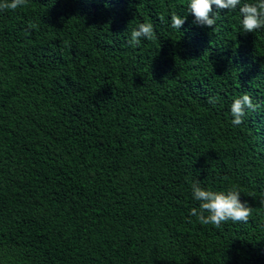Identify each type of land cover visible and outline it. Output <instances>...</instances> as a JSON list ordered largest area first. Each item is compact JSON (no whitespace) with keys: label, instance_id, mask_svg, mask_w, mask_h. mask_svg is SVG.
Returning a JSON list of instances; mask_svg holds the SVG:
<instances>
[{"label":"trees","instance_id":"1","mask_svg":"<svg viewBox=\"0 0 264 264\" xmlns=\"http://www.w3.org/2000/svg\"><path fill=\"white\" fill-rule=\"evenodd\" d=\"M188 2L0 10V264H264V105L230 116L264 99V28L240 27L255 0L214 29ZM145 22L155 38L129 45ZM194 181L236 188L247 223L191 217Z\"/></svg>","mask_w":264,"mask_h":264},{"label":"clouds","instance_id":"2","mask_svg":"<svg viewBox=\"0 0 264 264\" xmlns=\"http://www.w3.org/2000/svg\"><path fill=\"white\" fill-rule=\"evenodd\" d=\"M27 0H3L0 2V10H16L26 4ZM241 5V0H189L187 6L188 14L194 18L193 23L198 26L214 29L218 12L221 10H234ZM215 6L216 12H213ZM240 27L244 33H252L257 29L264 28V0H255L254 3H244L239 6ZM170 26L179 30L185 23V17L171 13ZM163 19V18H161ZM155 32L151 23H140L130 33L127 43L139 46L141 40H152ZM217 97L210 96L207 103L215 104ZM262 105L264 99L257 102L248 93H243L230 104V116L233 126L244 123L247 112H256ZM192 198L199 202L198 208H192L189 215L196 217L202 225H213L217 228L223 223H247L253 209L246 201H241V194L236 188L225 191L206 190L201 187L199 181L191 184ZM264 205V199L260 201ZM190 222V221H189Z\"/></svg>","mask_w":264,"mask_h":264}]
</instances>
